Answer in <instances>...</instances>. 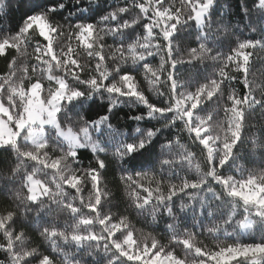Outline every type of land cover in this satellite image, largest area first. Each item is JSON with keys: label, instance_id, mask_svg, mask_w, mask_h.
Instances as JSON below:
<instances>
[{"label": "trees", "instance_id": "16d2710c", "mask_svg": "<svg viewBox=\"0 0 264 264\" xmlns=\"http://www.w3.org/2000/svg\"><path fill=\"white\" fill-rule=\"evenodd\" d=\"M204 1L0 0V99L12 116L34 84L47 99L63 79L77 97L60 126L104 122L96 152L73 155L52 131L41 146H0V264H148L127 254L129 235L184 263L264 247V217L230 189L264 185V0H215L201 33ZM28 175L50 195L32 201ZM253 257L231 264H264Z\"/></svg>", "mask_w": 264, "mask_h": 264}, {"label": "rangeland", "instance_id": "374dc122", "mask_svg": "<svg viewBox=\"0 0 264 264\" xmlns=\"http://www.w3.org/2000/svg\"><path fill=\"white\" fill-rule=\"evenodd\" d=\"M214 1L205 0L204 3L194 7L196 26L201 33L204 32L206 18ZM33 24L38 27L42 36L51 44L52 37L47 23L41 18H36L33 20ZM82 39L83 42L88 40L85 36ZM128 86L132 88L130 84ZM76 97L77 94L68 91L63 79L57 80L55 93L47 99L43 98L42 85L38 83L34 84L29 90L25 112L21 119H15L10 113L9 108L4 106L0 99V146L15 143L21 137L32 145L41 146L46 142L47 134L52 131L56 138L68 145L73 155L84 148H90L96 152L99 145H101L98 137L102 134V125L104 124L102 120L92 124L90 128L84 130L82 133H77L71 128L64 129L59 124L58 114L63 102L70 101ZM183 110H185V107L182 108V112H184L188 119H191L192 114ZM12 122L15 123V127L12 125ZM198 131L202 136L208 134V129L205 127H202ZM219 140L207 137L204 140V144L210 147L209 143H218ZM220 141L222 142V140ZM26 182L32 201H38L50 195L49 186L34 175H28ZM230 189L234 196H237L244 203L253 207L259 216L264 217V185L262 181L249 179L242 182H231ZM252 225L253 222L247 219L243 223L241 230L246 233L251 229ZM128 238L130 240L126 241V244L129 245L127 254L133 258L143 259L148 264H231L240 258L257 255L252 258L257 259L264 256V247L262 246L256 248L235 247L208 255L205 260L197 263H184L174 256L155 253L152 244L151 246L147 244L148 246L137 247L130 235Z\"/></svg>", "mask_w": 264, "mask_h": 264}]
</instances>
